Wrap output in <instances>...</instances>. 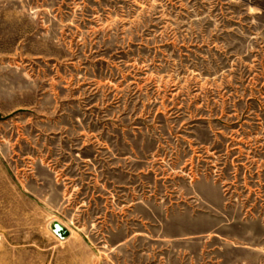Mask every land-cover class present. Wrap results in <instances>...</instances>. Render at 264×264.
<instances>
[{"label":"rangeland","instance_id":"374dc122","mask_svg":"<svg viewBox=\"0 0 264 264\" xmlns=\"http://www.w3.org/2000/svg\"><path fill=\"white\" fill-rule=\"evenodd\" d=\"M0 264H264V0H0Z\"/></svg>","mask_w":264,"mask_h":264},{"label":"water","instance_id":"95a60500","mask_svg":"<svg viewBox=\"0 0 264 264\" xmlns=\"http://www.w3.org/2000/svg\"><path fill=\"white\" fill-rule=\"evenodd\" d=\"M55 225L57 230H59L61 233L64 232V228L59 222H57Z\"/></svg>","mask_w":264,"mask_h":264}]
</instances>
